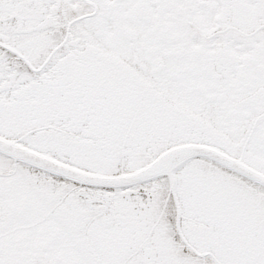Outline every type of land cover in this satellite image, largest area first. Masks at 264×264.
<instances>
[{
	"label": "snow or ice",
	"instance_id": "snow-or-ice-1",
	"mask_svg": "<svg viewBox=\"0 0 264 264\" xmlns=\"http://www.w3.org/2000/svg\"><path fill=\"white\" fill-rule=\"evenodd\" d=\"M0 264H264V0H0Z\"/></svg>",
	"mask_w": 264,
	"mask_h": 264
}]
</instances>
